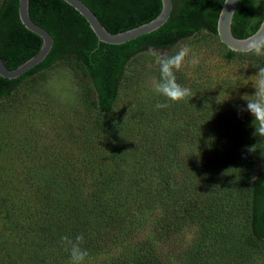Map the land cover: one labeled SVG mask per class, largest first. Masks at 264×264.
Masks as SVG:
<instances>
[{
  "label": "trees",
  "instance_id": "1",
  "mask_svg": "<svg viewBox=\"0 0 264 264\" xmlns=\"http://www.w3.org/2000/svg\"><path fill=\"white\" fill-rule=\"evenodd\" d=\"M81 1L112 34L145 24L161 10L160 0ZM223 1L172 0L171 15L158 30L108 45L98 43L63 1L29 0L31 20L52 35L53 46L20 77H0V101L56 63L75 65L91 97L89 138L83 140L91 157L76 174L58 175L60 185L55 173L47 185L38 183L35 195L44 196L38 216L27 218L18 250L0 237V264H68L61 237L81 233L86 264H264V138L241 126L247 119L224 107L206 81L185 85L190 80L180 72L176 82L193 97L160 112L173 115L174 126L160 124L156 132L150 111L140 118L120 107L126 68L135 57L153 58L150 49L175 54L201 35L225 50L227 64L257 57L220 43ZM18 2L0 0V57L8 69L33 57L42 43L20 23ZM263 13L264 0H239L233 35H252Z\"/></svg>",
  "mask_w": 264,
  "mask_h": 264
},
{
  "label": "rangeland",
  "instance_id": "2",
  "mask_svg": "<svg viewBox=\"0 0 264 264\" xmlns=\"http://www.w3.org/2000/svg\"><path fill=\"white\" fill-rule=\"evenodd\" d=\"M183 46L200 58V63L192 67L195 73L187 71L191 66L179 71L190 80L184 84L206 81L224 107L247 119L241 126L252 131L253 138H259L246 101L255 99V75L264 66V57H239L227 64L221 59L225 50L212 38L201 35L181 43L179 48ZM159 78L155 56L135 57L125 70L120 97L121 110L129 109L134 117L142 118L150 111L156 132L160 124L175 125L173 115H160L173 103L155 91L154 83ZM89 96L81 71L73 64L60 62L30 77L10 98L0 101V237L5 247L18 250L17 244L26 235L27 218L38 216L36 211L44 197L35 195L38 183L43 179L47 185L55 173L60 185L58 175L76 174L77 166L91 157L83 142L89 138L92 119ZM163 103L169 107H156Z\"/></svg>",
  "mask_w": 264,
  "mask_h": 264
},
{
  "label": "water",
  "instance_id": "3",
  "mask_svg": "<svg viewBox=\"0 0 264 264\" xmlns=\"http://www.w3.org/2000/svg\"><path fill=\"white\" fill-rule=\"evenodd\" d=\"M73 8L88 24L96 36L98 43L108 45H121L143 35L150 34L162 27L169 19L172 11V0H160L159 14L149 22L138 27L119 32L110 33L98 20L95 14L81 0H61ZM239 0L223 1L217 20V35L221 44L227 49L237 53H248V46L253 41L264 40V13L258 29L246 38H237L231 31L232 18ZM29 0H19L18 17L22 26L42 41L39 51L15 69H8L0 57V77L3 79H16L24 73L39 65L49 54L53 46L52 35L43 27L34 23L28 11Z\"/></svg>",
  "mask_w": 264,
  "mask_h": 264
},
{
  "label": "clouds",
  "instance_id": "4",
  "mask_svg": "<svg viewBox=\"0 0 264 264\" xmlns=\"http://www.w3.org/2000/svg\"><path fill=\"white\" fill-rule=\"evenodd\" d=\"M149 52L155 56L160 70L159 81L154 83L155 91L171 103H180L192 98L191 89L182 87L176 82V72H179L185 66H197L200 63L199 56L188 46L180 47L175 54L162 53L156 49H150ZM248 52L257 57H264V40L250 43ZM255 77V99H248L246 101V110L252 115L257 125L255 127V135L264 137V66L259 67V71ZM156 107L158 109L167 108L169 104H157ZM84 239L82 233L76 235L74 239L69 236L61 237V244L64 246L65 251L69 253L68 264H86V258L89 253L81 247Z\"/></svg>",
  "mask_w": 264,
  "mask_h": 264
}]
</instances>
